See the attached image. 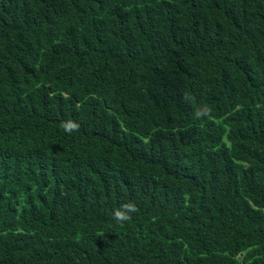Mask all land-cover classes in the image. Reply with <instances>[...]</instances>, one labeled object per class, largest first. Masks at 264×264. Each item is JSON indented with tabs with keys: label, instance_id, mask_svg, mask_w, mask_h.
I'll return each mask as SVG.
<instances>
[{
	"label": "trees",
	"instance_id": "obj_1",
	"mask_svg": "<svg viewBox=\"0 0 264 264\" xmlns=\"http://www.w3.org/2000/svg\"><path fill=\"white\" fill-rule=\"evenodd\" d=\"M0 264H264V0H0Z\"/></svg>",
	"mask_w": 264,
	"mask_h": 264
},
{
	"label": "clouds",
	"instance_id": "obj_2",
	"mask_svg": "<svg viewBox=\"0 0 264 264\" xmlns=\"http://www.w3.org/2000/svg\"><path fill=\"white\" fill-rule=\"evenodd\" d=\"M204 113H207L209 109L207 106L204 107L202 110ZM201 110H197L195 115L197 118L200 117L201 115ZM61 127L64 129L65 132L67 133H72L73 131H77L79 129V124L73 121H67V122H62ZM138 211V208L136 205L129 201L120 206L119 209L115 210L113 213V219L118 223V224H123L125 222H128L132 219V214L136 213Z\"/></svg>",
	"mask_w": 264,
	"mask_h": 264
}]
</instances>
